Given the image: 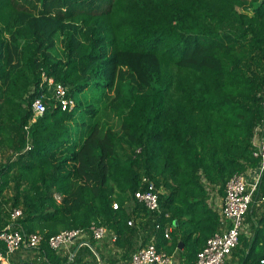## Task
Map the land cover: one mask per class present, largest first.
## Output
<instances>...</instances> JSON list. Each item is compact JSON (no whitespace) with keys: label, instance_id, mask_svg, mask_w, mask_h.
I'll return each mask as SVG.
<instances>
[{"label":"trees","instance_id":"16d2710c","mask_svg":"<svg viewBox=\"0 0 264 264\" xmlns=\"http://www.w3.org/2000/svg\"><path fill=\"white\" fill-rule=\"evenodd\" d=\"M58 35L62 58L52 51ZM43 75L64 83L76 106L44 98L47 110L31 122L33 100L49 94ZM92 86L113 91L121 131L83 120L75 139L79 109L91 120L98 112L76 98ZM263 90L264 0H0V232L40 233L31 248L39 264H96L88 245L71 259L49 244L95 222L115 232L124 259L155 236L159 250L193 264L223 225L212 192L225 197L231 176L259 164ZM144 177L160 190L162 215L135 198L149 189ZM263 193L264 179L237 264L264 259ZM14 208L22 215L11 222ZM89 241L104 264H118Z\"/></svg>","mask_w":264,"mask_h":264},{"label":"built area","instance_id":"2783aa9c","mask_svg":"<svg viewBox=\"0 0 264 264\" xmlns=\"http://www.w3.org/2000/svg\"><path fill=\"white\" fill-rule=\"evenodd\" d=\"M41 86H46L49 94L44 93L41 97L33 100L31 122L36 121L47 110L48 105L44 98L56 102V105L64 111H72L75 108L76 100L68 95V89L64 83L56 81L53 77L43 75ZM262 107L263 117L257 124L253 137V155L260 160L259 164L256 168H249L246 172L235 173L226 183V194L220 211L222 228L208 238L205 246L198 252L197 259L193 264H225L232 256L233 251L239 246L240 235L242 233L250 235L246 214L253 202L256 188L264 179V90L262 92ZM143 181L149 183V189L135 191V198L138 202L144 204L151 213L161 214L163 210L160 204V190L147 177H144ZM259 204L264 206V193L260 197ZM113 206L118 208V202H114ZM21 215L22 210L20 208H14L11 211L13 220ZM168 216L169 213L164 215L165 218ZM128 223L133 225V219H130ZM160 227V223L157 222L156 228ZM172 230L173 226L171 224L165 226L164 234L167 238L171 237ZM91 236L97 242L111 239L113 245L117 238L115 232L93 222L89 228L62 230L51 236L49 244L57 253L68 254L72 259L81 246L90 242L89 238ZM0 240L5 244V250H0V264H7L5 259L17 250L23 247L37 248L42 241V235L38 232L25 235L20 230L8 225L0 232ZM76 244H78L77 250L73 251L72 247ZM261 263L264 264V259L261 260ZM25 264L39 263L31 261ZM83 264L93 263L86 262ZM96 264H104V262L98 258ZM131 264H177V262L174 254L159 250L155 236H152L147 244L140 246L131 254Z\"/></svg>","mask_w":264,"mask_h":264},{"label":"rangeland","instance_id":"374dc122","mask_svg":"<svg viewBox=\"0 0 264 264\" xmlns=\"http://www.w3.org/2000/svg\"><path fill=\"white\" fill-rule=\"evenodd\" d=\"M53 53L59 57H63V47H62V36L58 35L56 38V45L54 49H52ZM113 96L112 90H105L102 88H96L94 86L87 89L84 93L77 95V101L81 102L83 104V107L88 106H94L98 109L96 117L91 120L85 113L84 109H79V112L76 115L75 120L72 122L73 125V134L75 139H80V135L84 137L85 133H83V130L78 123H81L83 120L86 122H97L103 130H105L107 127H111L114 130L121 131V120L117 118L109 109L108 102L110 98ZM84 134V135H83ZM7 194L11 195L13 194L12 188L7 190ZM218 195V192H212V195L210 199H214L215 196ZM260 211L264 210V206H259ZM248 222V221H247ZM249 223V222H248ZM250 224V223H249ZM249 232V230H248ZM144 235L139 237V242L143 241ZM99 247H103V251L106 252V257L108 261H110L111 258H117L118 264H127V259L122 258L123 254L122 252H117L115 246L112 244L111 239H106L105 241L98 242ZM175 257L178 259V256L175 255Z\"/></svg>","mask_w":264,"mask_h":264},{"label":"crops","instance_id":"0c3cea01","mask_svg":"<svg viewBox=\"0 0 264 264\" xmlns=\"http://www.w3.org/2000/svg\"><path fill=\"white\" fill-rule=\"evenodd\" d=\"M211 201L213 202V205L215 206V208L218 209L219 211H221L222 205L224 203V197L218 193V195L215 196L214 199L211 198ZM14 221L15 220L11 219V222H14ZM0 243H3V244H0V250H3L1 248H4L5 244L1 240H0ZM97 246H98V243H97ZM98 248L102 252L105 261H108V259L106 257V252L102 250L103 247L98 246ZM35 256H36V252L34 250H32L31 248L23 247L22 249L17 250L13 254L8 255L7 259H5V263H7V264H25V263L33 261L35 259ZM175 259H176L177 264H180L179 259H177L176 257H175ZM238 261H239V258L232 254L230 259L228 260V264H237ZM127 264H131V258L130 257L127 258Z\"/></svg>","mask_w":264,"mask_h":264},{"label":"water","instance_id":"95a60500","mask_svg":"<svg viewBox=\"0 0 264 264\" xmlns=\"http://www.w3.org/2000/svg\"><path fill=\"white\" fill-rule=\"evenodd\" d=\"M87 245L90 246L91 249H92V250L95 252V254L98 256V258L101 259L99 253H98L97 250H96V248H95L90 242H87ZM182 247H183V243L181 242V243H180V248H182ZM76 250H77V249H76Z\"/></svg>","mask_w":264,"mask_h":264}]
</instances>
